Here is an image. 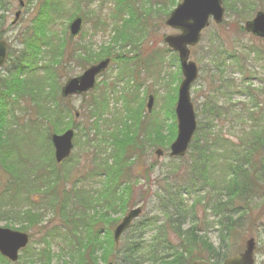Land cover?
<instances>
[{
  "label": "trees",
  "instance_id": "obj_1",
  "mask_svg": "<svg viewBox=\"0 0 264 264\" xmlns=\"http://www.w3.org/2000/svg\"><path fill=\"white\" fill-rule=\"evenodd\" d=\"M224 2L228 15L233 13L236 19L225 24L240 34L245 33L243 24L246 20L257 10L264 11V0ZM94 3L95 0L37 2L33 26L29 34H24L22 50L17 52V61L11 71L13 78L5 82L2 88L5 91L3 94L8 95L6 101H12L13 108L19 106V100L28 97L35 117L28 130L23 131L26 135L21 138L22 129L15 128L12 115L0 110V169L14 177L13 182L0 193V215L2 208L8 204L12 207L11 213L9 211L12 218L29 226L37 224L49 211L59 220L58 225H53V220L49 222L52 228L45 233L42 243L34 248V264H98L99 258L105 264H191L196 260L221 264L228 256L241 252L231 250L230 240L240 236L242 221L249 208L264 198V109L259 103L264 89L258 90L259 94L255 95V90L246 85L252 82L244 79V91L241 92L250 98V109L247 106L237 108L232 103H226L231 100L235 83L230 76L224 75L229 68H240L244 75H260L257 79L264 85V44L227 46L230 42L224 36V30L211 33L208 46L203 47L204 59L208 61L214 82L221 84L205 96V122L198 114V132L204 133H197L194 137L189 151L190 159H171L173 164L186 162L185 177L180 179L182 182L173 180L160 187L154 199L155 214L141 217L131 226L125 243L117 245L112 228L119 222V215H126L137 199L150 202L154 196L151 190L154 185L151 180L153 170L142 164L147 162L149 153L159 148L168 152L170 143L176 137V94L182 73L178 68V72L171 75L175 94H169L164 101L165 114L171 119L168 129H165V118L157 126H150L153 115L145 113L143 104L133 106L139 89L136 84L132 90L122 89L121 92H124L110 110L112 106L108 92L124 82L126 75L131 73L128 68L134 67L157 76L165 64L167 53H172L175 61L179 60L178 55L170 49L149 54V50L142 48L152 28L159 25H152L149 17L155 10L161 11L160 6L156 8L150 5L142 11L137 5L139 0H117L110 19L102 17L103 6L95 8ZM177 3L178 0H163L161 26L171 12L168 6L173 8ZM68 14L69 17L82 16L85 25H90L92 35L87 37L83 31L79 40H74L65 28L60 37V32L55 30L58 16ZM4 23V18L0 17V40L5 35ZM111 25L109 42L96 47L97 35L105 34ZM141 50L143 52L140 54ZM143 55L145 58L140 60ZM11 57L14 54L10 51ZM104 59L124 66L122 72L125 76L119 73L115 80L110 78L109 82H103V87L98 90L100 95L92 96L84 111L86 125L76 128L73 108H63V103H68L70 99L62 98L59 78L72 64L86 70ZM261 66L263 72H258ZM42 70L45 72L44 79H36V73ZM97 87L98 84L95 90ZM120 102L121 110L117 107ZM42 123L51 125L46 130L49 134L62 133L70 128L79 130L76 136L83 143L79 144V140H76L75 145L81 146L91 157L88 161L90 168L86 174L79 176L78 181L72 180L71 184H77L76 187L81 184L82 188L63 190L62 182L69 179L65 177L64 180L56 171L51 135L47 139L51 148L49 154L45 143L40 145L38 142L45 140L44 137L37 138ZM155 126L162 136L160 139L154 136L152 129ZM165 132L168 134L167 141L163 138ZM30 155H35L33 169L28 167V160L18 162L24 156L31 158ZM17 167L22 168L19 173ZM28 169L33 170V182L30 184L25 180ZM168 174L171 175L172 171ZM141 178L146 183L142 184V190L135 197L138 184L135 180ZM39 188L45 189L40 203L42 215L35 209L21 211L20 208L27 205L23 200L29 202L25 195ZM190 197L192 204L189 203ZM238 202L246 209L236 219L240 208ZM201 204L218 218L222 240L226 243L225 250L214 248L199 236L200 232L206 230L211 216L197 213ZM14 206L19 208L17 215L13 211ZM91 211H98L97 215H91ZM186 224H190V227L185 228ZM17 230L26 232L24 228ZM170 237L177 238V243H173ZM60 239V250L55 253L54 243ZM30 249L28 246L23 252ZM0 264L12 263L0 255Z\"/></svg>",
  "mask_w": 264,
  "mask_h": 264
},
{
  "label": "rangeland",
  "instance_id": "obj_2",
  "mask_svg": "<svg viewBox=\"0 0 264 264\" xmlns=\"http://www.w3.org/2000/svg\"><path fill=\"white\" fill-rule=\"evenodd\" d=\"M117 0H95L94 6L95 8L97 6H103V13L104 15L102 17L107 16L108 18L111 19V14L114 11L115 3ZM21 2H23L24 6L21 7ZM38 0H0V17L4 18V30H5V35H4V40L7 41L8 43V49L9 52L11 51L12 54H14V57L8 58L6 65L0 70V99H4V101L0 100V110L5 111V113H9L12 115L13 119L15 120V128L21 130V138L25 136L23 131H27L29 124L32 120L33 117H35V113L33 110L32 103L30 102V99L28 97H24L23 99L19 100L18 107L12 106V101H6L7 96L3 94L5 91H2L3 84L5 82L10 81L13 78V73L11 71L14 70L15 67V62L17 61V52H20L22 50V44L24 43V34L27 32L29 34L30 28L33 26L32 22L35 17L36 10L38 9L37 5ZM181 0H178V3L172 8V6H168V8L173 10ZM224 2V1H223ZM163 0H152V2H149V0H139V3L137 4L138 7L143 11L146 8H148L150 5H154L157 7H161V11L155 10L149 17V21L152 25L154 24H159L157 25V28H152L151 30V35L148 39L144 40L145 43L143 42V50H149V54L152 52H158L162 51L165 49H169L166 44L164 43V37L166 35H175L178 33V31L173 30L165 25V20L163 25L161 26V21L163 18V6H162ZM169 3H167L168 5ZM224 8L226 11L225 19L224 22L222 23V29L221 25H216L214 22H211V26L209 29H207L203 35V40L202 43L195 49L192 50V56L191 59L197 64V66L200 69V75L199 79L195 84L192 85L191 87V101L194 105L195 108V113L197 116L198 122L200 121L199 116L201 115V120L202 122H205V119L207 118V114L205 113V107L203 103L205 102V96L209 94L208 92L213 90L216 87H219L221 83H215L213 80V75L211 74V69L209 68L208 61L204 59V53H203V47L206 45L208 46V42L210 38L212 37L211 33H216L218 31H225L224 36L229 40L230 43H227V46H244V45H253L254 43L257 44H264V41H260L261 39L258 37H253L252 34H247L245 33H239L237 32L232 26H229L228 24L226 25L225 23L227 22H234L236 19H234V14L229 13L228 15L226 4L224 2ZM22 10V15L16 25H13L12 22L15 19L16 13ZM263 10H257L253 16L250 18H254L255 15ZM75 16L69 17L68 15H63V16H58V22H57V27H55V30L60 32L59 36L62 37L63 31L66 28L67 32L69 34V23L74 19ZM248 19V20H250ZM246 20V21H248ZM244 22V24L246 23ZM232 25V24H231ZM114 26V25H113ZM154 27V26H152ZM150 29V28H149ZM111 30H112V25L110 28H108L107 32L105 34H99L97 35L95 45L96 47H100L103 45L105 42H109L111 38ZM83 31L85 32V35L87 37H90L92 35L91 27L90 25L86 26L84 25ZM22 34V35H21ZM79 40V39H78ZM77 40V41H78ZM143 50L140 51V54L143 52ZM145 56L143 55L140 60H143ZM165 64L164 66L159 70L160 75L157 74V76L150 75L148 73H145L143 71H139L134 67L128 68L131 73L129 72L128 75H126V78L124 79V82L119 84L118 86L115 85L114 90L109 91V99H111V109L114 107L115 100H117L120 97V94L123 92L122 89L126 88L127 90H132L133 85L136 84L139 86L138 89V94L135 96V101H133V106L138 107V105L143 104L145 113H148L147 111V105H148V97L150 95L154 96V103L152 107V113L150 116L153 115L152 117V122L150 126L153 124L157 126L158 123L163 122L164 118L166 120V128L168 129L169 124L171 123V119L167 117L165 114V107H164V101L168 97L169 94L173 95V87L174 84L171 79V75L175 74V72H178V68H180V62L175 61L174 57L172 56V53H167L165 55ZM43 65V64H42ZM121 65V64H120ZM117 65L116 63H111L109 69L98 79V87L97 91L95 90L94 92H91L90 94L83 96V97H74L69 100L68 103H63V108L71 107L73 108L72 114H73V124L76 128L84 127L87 123V117L84 115V111L88 108L91 97L96 95L98 93V90L103 87V82H109V79L112 78L115 80L116 76L121 73V76H125L124 72H122L124 66ZM179 66V67H178ZM230 65H227L229 67ZM83 69L81 68H76L74 64L70 66V68L66 71L62 72V76L59 78V84L62 86L64 83L72 77L79 76L83 73ZM181 71V68H180ZM141 72V73H140ZM258 72H263L262 71V66L258 68ZM44 71H39L36 73L35 78L36 79H44ZM226 77L230 76L232 81L235 83L232 96L230 94L231 100H227L226 103H232L233 105L237 106V108H243L247 106V108L250 109V98L246 95H243L241 92L244 91V86H243V80L247 79L248 81L252 83H246L247 86H251L253 90H255V95L259 94L258 90H263L264 85L258 80L257 78L260 77V75H247L241 72L240 68H229L226 70ZM264 73V72H263ZM256 74V73H255ZM163 77V78H162ZM252 79H251V78ZM250 78V79H248ZM27 79H30L29 77ZM33 80V77H31ZM165 81H164V80ZM237 87V88H235ZM241 92V93H239ZM175 94V93H174ZM98 95H100L98 93ZM119 95V96H118ZM178 98V90L176 94ZM177 102V101H176ZM260 106L264 109V95L260 98ZM242 105V106H241ZM117 107L121 110L122 109V103H118ZM79 112L80 117L75 118V113ZM9 121H11V117L9 118ZM177 125V124H176ZM199 125L198 124V130H199ZM51 125L48 123H42L40 125L41 131L37 134L38 137H44L45 140H38L39 144L42 145L45 143L48 151L47 153L49 154L51 152V148L48 146V137L51 135L49 134L46 130L49 129ZM156 126L154 127L153 132L154 136L158 139H160L162 136L161 134L157 131ZM14 128V129H15ZM78 129H75L76 134L78 133ZM27 133V132H26ZM63 133V132H62ZM198 135L204 133L200 131L198 132ZM196 133V135H197ZM58 134H61L60 132ZM176 136H177V127H176ZM163 138H165V141L168 140V134L165 132L163 133ZM40 139V138H39ZM176 137L173 139V141L170 143L169 148L171 144L175 141ZM47 140V142H45ZM76 140H79V144H82L83 141L80 140L78 136L75 137V143ZM168 148V149H169ZM169 152L165 154L164 157L162 158H157L154 152L149 153L147 162L145 164H142L147 167H151L153 170V174L151 177L152 183L154 184L153 187L151 188L152 194L154 192V196L150 202H143L141 205L143 208V216L145 215H150V214H155V202L154 199L156 195L158 194L159 188L166 186V184L169 182L171 183L173 180H179L181 178H184V170L187 167L186 162H181L177 161L176 163L171 162V158L169 157ZM32 160H30L27 156H24L23 159L21 158L18 162L21 161H30L27 163L29 166L30 163L36 162L35 160V155H30ZM53 157H54V152H53ZM91 157L89 154L82 149L81 146H76L72 152V156L68 162H65L63 165L56 166L57 168V173L61 176H63L64 180L65 177L66 179H69V181H64L62 182L63 190H67L71 187H76L77 184H71L73 181H78L80 179L79 176L83 175V173H87V171L90 168V163L88 162ZM186 160L190 159V153L188 156L185 157ZM179 160V159H177ZM42 162V161H40ZM26 166V165H25ZM15 168V167H14ZM38 168L41 169V166L38 164ZM20 167H17L18 173L20 171ZM172 171V174L169 175L168 172ZM33 174V170H29L26 173L27 179H25L29 184L32 183L33 181L30 179L31 175ZM175 174V175H174ZM174 175V176H173ZM169 176V177H166ZM171 177V178H170ZM14 178L12 175L4 172L2 169H0V193H3L5 190V187L9 185V183L13 182ZM134 178V177H133ZM167 178V179H165ZM73 180V181H72ZM135 180V179H134ZM132 181V180H131ZM98 182V180H97ZM138 183L137 186L135 187V192L134 196L137 197L138 193L140 190H142V184H145L144 179L140 180H135V183ZM182 182V181H181ZM65 184H69L65 186ZM99 186H103V184ZM62 187V186H61ZM83 186L79 184V187H76L77 189L82 188ZM125 188V185H124ZM122 189V191L124 190ZM45 192V189L39 188L38 190L33 189L31 192H29L25 197H28L29 202H26L24 199L23 201L27 204L25 206H22L20 209L21 211H26L28 210H34L38 211L40 215H42V206H40V203L42 202L44 196L43 193ZM264 194V193H263ZM97 200V199H95ZM189 203L192 204V199L190 197ZM240 208H238V213L236 214V219L240 217L242 212H245L244 210L246 209V206L243 205L241 202L237 203ZM133 205V203H132ZM135 205V204H134ZM205 205L201 204L199 208L197 209V213L200 215H205L207 214L208 216L211 215V211L206 210ZM11 205L9 206L8 204L6 207L2 208L1 210V215L0 217V228L4 229H10L13 231H16L17 229L24 228L25 233H27L30 236V251H25L21 254L20 260L16 264H34L35 255H34V248L36 247L37 244L42 243V239L47 231H49L52 227H49V222L53 220V225H58L60 224L58 219L54 218L53 213L50 211L47 212L46 210V215L41 219L40 221L35 224V225H28L26 223H23L21 221H18L16 219H13L12 216L10 215L11 213ZM105 209V208H104ZM11 210V211H10ZM15 210V215H17L19 208H16L15 206L13 207V211ZM10 211V213H9ZM33 212V211H32ZM98 211H91V215L94 213L97 215ZM103 212V211H102ZM101 212V213H102ZM32 214H35L33 212ZM99 214V213H98ZM9 216V217H8ZM113 216V215H112ZM11 217V219H9ZM17 218V217H16ZM123 216L119 215V222L115 225L117 226L120 221L122 220ZM112 217L109 218V221L111 222ZM138 220L135 221L138 222ZM209 224L206 226V230L204 232H200L199 236L203 237L204 241H206L208 244L212 245L216 249L220 250H225L224 247L226 243L223 242L222 240V233H221V227L218 225V218H215L213 215H211L208 219ZM114 224V222H113ZM243 227L241 228V233L238 238L230 240L231 244V250L234 251H241L242 253L245 250V244L246 241L250 237H254L256 241V249H255V259H256V264H264V198L263 201H257L254 203L249 210L246 212V216H244L243 221H242ZM114 226V225H113ZM114 226V227H115ZM112 228V235H113V229ZM190 227V224H186L185 228ZM105 234V231H103ZM127 233L124 234V236L121 238L120 244L125 243V238L127 237ZM170 239L173 241V243H177V238L170 237ZM55 242V240H53ZM62 243V239L57 240L54 243V251L55 253H58L60 250V246ZM119 244V245H120ZM64 245V244H62ZM239 253V254H240ZM230 255V256H234ZM238 255V254H236ZM228 256V257H230ZM23 257V258H22ZM56 260V259H55ZM67 261V259L65 260ZM206 261V260H205ZM98 264H105V261H102L100 258L98 259Z\"/></svg>",
  "mask_w": 264,
  "mask_h": 264
},
{
  "label": "water",
  "instance_id": "obj_3",
  "mask_svg": "<svg viewBox=\"0 0 264 264\" xmlns=\"http://www.w3.org/2000/svg\"><path fill=\"white\" fill-rule=\"evenodd\" d=\"M225 9L223 0H182L175 8L165 24L167 27L179 31L175 35L164 38L165 44L174 52L178 53L183 81L180 84L178 100L175 107L177 118V137L171 144L169 156L171 158H184L190 148L193 138L198 129V121L194 105L191 101V87L198 80L199 69L197 64L191 60V49L198 46L203 32L209 28L211 20L216 24L224 21ZM20 13L16 14V21ZM84 20L76 17L69 24L71 38H77L83 28ZM246 31L254 36L264 38V12H258L255 18L246 23ZM7 43L0 42V68L7 59ZM110 59L103 60L88 68L78 77L69 79L62 88L61 94L64 99L72 96H81L93 90L97 78L110 66ZM154 97H149L148 111H152ZM78 117L79 114L77 113ZM75 131L70 129L62 135L53 134L52 142L55 148V159L58 164L68 159L74 148ZM158 158L164 156L162 149L155 152ZM142 213L140 208L133 209L123 219L114 231L115 242L119 243L122 235L129 229L135 219ZM29 235L19 231L0 228V254L15 263L19 260L20 252L29 244ZM256 242L251 237L246 242L244 252L237 256L226 259L222 264H255ZM192 264H211L204 260H197Z\"/></svg>",
  "mask_w": 264,
  "mask_h": 264
}]
</instances>
